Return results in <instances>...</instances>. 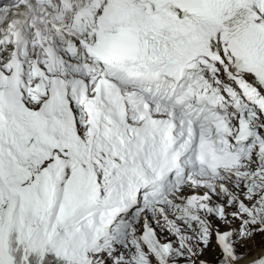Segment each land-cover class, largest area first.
<instances>
[{
    "label": "snow or ice",
    "instance_id": "6c2138e0",
    "mask_svg": "<svg viewBox=\"0 0 264 264\" xmlns=\"http://www.w3.org/2000/svg\"><path fill=\"white\" fill-rule=\"evenodd\" d=\"M0 264H264V0H0Z\"/></svg>",
    "mask_w": 264,
    "mask_h": 264
}]
</instances>
